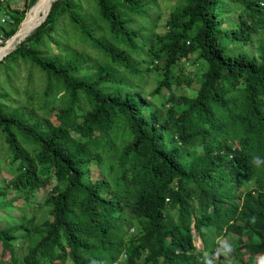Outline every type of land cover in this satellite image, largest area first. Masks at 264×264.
<instances>
[{
	"label": "trees",
	"instance_id": "trees-1",
	"mask_svg": "<svg viewBox=\"0 0 264 264\" xmlns=\"http://www.w3.org/2000/svg\"><path fill=\"white\" fill-rule=\"evenodd\" d=\"M34 2L4 9L0 0L4 39ZM148 2L52 0L45 18L0 58V131L13 164L2 186L15 193L2 188L0 196L17 206L14 196L28 200L48 186L40 220L22 208L16 223L0 226V264H204L208 239L229 231L244 242L218 264L264 259V165L250 164L264 157V0H177L165 30L142 36L137 17H149ZM231 6L236 15H228ZM67 21L76 45L65 42ZM192 51L205 70L194 95H177L172 67ZM132 52L160 69L156 91L170 90L165 111L133 89L132 76L142 72ZM18 62L40 72L35 95L44 115L26 108L32 91L13 103ZM228 135L235 143L224 141ZM109 156L115 178L88 177L90 165ZM242 247L259 253L239 255Z\"/></svg>",
	"mask_w": 264,
	"mask_h": 264
},
{
	"label": "rangeland",
	"instance_id": "rangeland-1",
	"mask_svg": "<svg viewBox=\"0 0 264 264\" xmlns=\"http://www.w3.org/2000/svg\"><path fill=\"white\" fill-rule=\"evenodd\" d=\"M177 2V0H151V3L148 2L147 4V12L149 14V17H144L138 15L137 21L143 22L144 27L139 28V32L142 36H146V34L149 32V28L152 27L155 30L158 31H164L165 30V21L167 17L169 16V11L171 7ZM1 5L5 9V6H9L10 8H23L24 6V0H1ZM5 11L2 9L0 11V17L5 15ZM88 13L91 12V9H88ZM237 8L235 6H231L228 10V15L233 16L236 15ZM39 17V12L33 17L32 22L36 21ZM2 20V19H1ZM1 20H0V44H2V41H5L3 37V27L1 26ZM137 21L134 22L135 25H140ZM153 21V24L151 23ZM223 25L225 27H233L234 24L232 22L224 21ZM62 33L67 34V38H65V42L69 45H76V42L73 38V36H70L73 34L72 29L69 27V21L62 22L61 24ZM31 31V30H30ZM70 34V35H68ZM262 34V29H260L256 34L255 37ZM19 37L13 38L14 45L17 43ZM52 47V51H56L57 47L53 43L50 44ZM248 46V45H247ZM8 47V46H7ZM7 47L5 49H7ZM13 49V48H11ZM10 49V50H11ZM251 51H257L254 45H252L249 48ZM9 50V51H10ZM5 55V54H4ZM132 59H140L141 61L139 64H137L142 74L140 75H133L134 81L138 82V85L133 88L139 93H143V95L151 102L155 103L157 106L160 107L162 111H165V107L167 108L169 106V101L167 100V97L170 95V90L163 86L159 91H156V87L158 85L159 79L161 78V72L160 69H155L151 65V69L146 68V60H142V54L132 52ZM206 64L204 60L197 54L196 51L190 52L186 57H182L178 63H176L172 67V80H174L172 84V89L177 95H194L196 93V90L198 88V82L200 78V74L205 70ZM32 68V69H31ZM14 76L12 78L15 87L17 89V93H15L16 100L13 103H21L25 101L27 98V95L23 92L25 90H29L33 92V99L32 103L29 102L26 104L27 109H32L35 112L43 114L42 109L38 106V99L35 95V90L37 92H40L41 86H42V79L40 77V72L35 68L31 67L30 63H24V62H18V64L14 67ZM2 77V76H1ZM13 94H8V97H13ZM45 110H47L45 108ZM44 115V114H43ZM168 133V131H166ZM224 141L235 143V139L231 136H225ZM205 144H202L201 146L198 145V148H205ZM115 157L109 156L104 158L103 164L101 166L96 164L90 165V173L88 174V177H91V179H94L96 177L103 176L107 178L108 180H113L115 178V174L119 171L118 167L113 168V162L115 161ZM12 163L9 160V157L7 156V146L6 142L3 139V135L0 131V189L3 188L2 185H4V178L8 176L11 171ZM115 166V165H114ZM10 171V172H9ZM254 181V177L252 176L248 183H251ZM48 190V186L46 187H40L36 191H34L33 194H30L29 199L20 196H14L12 199V204H17V206L8 205L6 202H3V198L0 196V226H6L8 223H16L18 219L21 216L22 208L24 209L25 213H32L35 215L37 219L40 220L43 213H45L46 206L43 204L44 196L46 195V192ZM2 191L7 197L13 196L15 193H13L10 188H3ZM23 203V205L21 204ZM168 212L175 213V208H170L166 206ZM128 215V213H127ZM8 217V218H7ZM127 224L122 225L119 229L120 232H123L126 228ZM136 225H130L127 232L125 233L126 236H130L133 234V232L136 231ZM193 231V242L198 248H202L203 242L199 234L196 233L195 229H192ZM23 233V232H22ZM18 243L15 245L14 249L17 251H21L22 246L25 244V240L23 238V234L18 231ZM220 241H226L230 243L231 245L240 244L244 242V238L241 236H237L235 233L229 231L225 232L217 237H210L208 239L209 247L205 250L207 253V259L212 261V264H218V263H227L229 260V257H225L221 252L218 250L221 248ZM239 255H255L256 253H259V250L256 248H248V247H242L238 250ZM0 254H1V244H0ZM176 257H179L180 255L178 253H175ZM5 257H8V252L5 253ZM66 264H71V260L67 259Z\"/></svg>",
	"mask_w": 264,
	"mask_h": 264
},
{
	"label": "bare ground",
	"instance_id": "bare-ground-1",
	"mask_svg": "<svg viewBox=\"0 0 264 264\" xmlns=\"http://www.w3.org/2000/svg\"><path fill=\"white\" fill-rule=\"evenodd\" d=\"M49 2H51V0H41L37 7H33L31 12H29L27 15V20L24 23L21 32L18 33L17 35H15L14 38L20 37L23 33L30 30L34 26V24L41 18L42 14L38 17V19L36 21L32 22L33 17L37 14V12H39L40 7H41V9H44V12H45L49 6ZM45 6H46V8H44ZM44 12H42V13H44ZM7 46L0 48V55H2L4 51L10 50L14 46L13 39H12L11 43ZM6 47H7V49H5Z\"/></svg>",
	"mask_w": 264,
	"mask_h": 264
},
{
	"label": "water",
	"instance_id": "water-1",
	"mask_svg": "<svg viewBox=\"0 0 264 264\" xmlns=\"http://www.w3.org/2000/svg\"><path fill=\"white\" fill-rule=\"evenodd\" d=\"M40 1H41V0H35V2L29 6V8H28V9L26 10V12H25L24 17H23L22 20L20 21V23H19L17 29H16V30H15V31H14L9 37H7V38L5 39V41H4L3 44H0V48L9 45V44L11 43L12 39L14 38V36L21 32L22 27H23L24 23H25L26 20H27V15H28V13L30 12V10H31L33 7H37L38 4L40 3ZM51 1H52V0H51ZM50 4H51V2H49L48 9H47L44 13H42L41 18H40V19L34 24V26H33L30 30H32L36 25H38V24H39V23L45 18L46 14H47V12H48V10H49ZM30 30H28V31H26L25 33H23V34L18 38L17 42H19L21 39H23V37H24L25 35H27V34L30 32ZM14 46H15V45H14ZM14 46H13L12 48H14ZM7 52H9V50L4 51L3 54L0 55V58H1L4 54H6Z\"/></svg>",
	"mask_w": 264,
	"mask_h": 264
},
{
	"label": "clouds",
	"instance_id": "clouds-1",
	"mask_svg": "<svg viewBox=\"0 0 264 264\" xmlns=\"http://www.w3.org/2000/svg\"><path fill=\"white\" fill-rule=\"evenodd\" d=\"M250 164L253 167H260L264 165V157H261L259 155L253 156L252 160L250 161ZM252 222H255V218H253ZM221 248L218 250L221 252L225 257H227L230 253L233 251V246L226 242V241H220ZM204 264H212L211 260H208L207 257H205ZM261 264H264V259H262Z\"/></svg>",
	"mask_w": 264,
	"mask_h": 264
}]
</instances>
